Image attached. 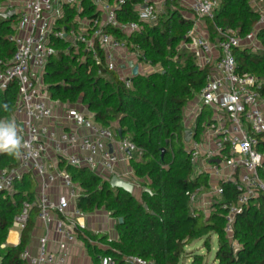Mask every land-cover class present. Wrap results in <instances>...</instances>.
I'll list each match as a JSON object with an SVG mask.
<instances>
[{
    "label": "built area",
    "instance_id": "1",
    "mask_svg": "<svg viewBox=\"0 0 264 264\" xmlns=\"http://www.w3.org/2000/svg\"><path fill=\"white\" fill-rule=\"evenodd\" d=\"M90 1L95 7L93 17L83 15V0H24L16 4L15 51L8 62L0 58V94L16 85L11 120L27 145L14 166L0 170V193L13 194L25 174L36 182L34 201L23 202L13 228L22 230L36 207L39 220L47 225L55 219L56 231L69 243L77 241V232L86 228L89 213L77 206L83 188L68 168H86L109 181L117 175L119 163L130 161L138 150L129 138H119L116 129L97 122L87 106L52 98L45 75L51 58L60 53L56 44L66 43L69 47L63 51L79 57L81 63L90 60L117 72L129 88L135 76L129 64L133 60L128 57L135 52L126 39L144 25H157L172 0H142L135 5L134 21L119 18L126 0ZM177 2L180 12L189 9L195 16L188 31L190 41L184 46L206 70L205 84L189 101L188 115L183 116L182 132L193 168L191 179L203 176L205 183L187 190L186 195L191 211L199 210L206 218L217 206L225 209V231L232 237L237 214L252 200L264 197V80L239 71L236 58L237 49H263L258 33L264 28V14L244 37L239 30L220 27L212 37L207 20L214 18L219 0ZM68 10L75 11L70 19ZM113 30L124 37L116 36ZM135 56L138 59V54ZM126 68L128 74L123 73ZM139 74H145L140 66ZM205 109L211 111V117L202 123ZM186 130L191 131L189 141L184 139ZM61 164L66 167L61 168ZM227 186L235 190L234 201L225 198ZM22 257L28 264H68L67 250H51L46 236L40 239L36 253L26 248ZM105 262L116 264L111 256L102 257L98 264ZM125 262L158 264L137 255L126 256Z\"/></svg>",
    "mask_w": 264,
    "mask_h": 264
},
{
    "label": "trees",
    "instance_id": "2",
    "mask_svg": "<svg viewBox=\"0 0 264 264\" xmlns=\"http://www.w3.org/2000/svg\"><path fill=\"white\" fill-rule=\"evenodd\" d=\"M141 1L126 0L119 18L137 20L135 5ZM251 1L219 0L214 18L207 20L211 36L217 34L216 27L239 30L242 37L253 31L261 14ZM83 4V15L95 16L92 2L83 0ZM179 10L177 0L170 1L166 15L157 25H144L126 39L138 59L155 68L133 77L129 88L117 72L90 60L81 63L79 57L63 51L69 47L66 43L56 44L60 53L51 58L45 75L52 98L85 105L101 125L122 128L123 138H129L138 150L130 159L134 174L142 180V186L151 190L143 191L138 199L132 193L112 188L109 181L86 168L75 172L76 168L69 167L68 170H74V181L83 188L77 199L79 209L86 213L105 209L118 220L123 219L117 222L116 240H109L107 235L98 237L87 230H79V237L96 262L98 256H111L116 264H126V256L137 255L158 264H179L184 256H190L186 253L188 245L202 239L209 249L210 233H215L219 243L215 255L218 264H264L263 196L252 200L237 214L232 237L225 231V209L217 206L207 218L201 211L190 209L186 192L198 182L191 179L193 168L184 149L183 116L187 103L204 86L206 70L200 68L193 52L184 46L190 41L188 31L193 21L183 18ZM74 15V10H68V19ZM17 22V16L4 17L0 13L3 62L10 61L15 51ZM112 32L124 37L117 30ZM258 39L263 49L236 50L237 69L264 80V28ZM16 97V85L0 94V120L11 121ZM15 164L14 156L0 153V170ZM35 188L33 177L25 174L13 194L0 193V264H28L22 253L29 245L38 209H32L17 245L7 244V238L23 202L34 201ZM236 196L233 187L227 186L225 198L234 201ZM98 239L107 245L106 249L92 245L91 240ZM193 257L194 261L201 259L200 255Z\"/></svg>",
    "mask_w": 264,
    "mask_h": 264
},
{
    "label": "crops",
    "instance_id": "3",
    "mask_svg": "<svg viewBox=\"0 0 264 264\" xmlns=\"http://www.w3.org/2000/svg\"><path fill=\"white\" fill-rule=\"evenodd\" d=\"M21 1L24 0H3L0 4V13H4V14L10 13V11L14 10L15 14L13 16H17L15 6ZM251 5L257 11H259L261 15L264 14V0H252ZM180 15L185 19L191 21L195 20L194 19L195 16L191 11H189V9H183L180 12ZM128 59L135 61L134 64L136 63L139 64V59L136 58L135 53L133 57L130 58L128 57ZM129 72H130L129 68H126L123 71L124 74H128ZM186 116L187 115L184 114V117ZM64 166L65 165L63 164L60 165L61 168H64ZM125 171L134 173L130 161H121L119 163V166L115 174L126 178ZM133 184L135 185V188H138V194L136 195V198L140 199L145 187L142 185L138 187L134 182ZM118 221L119 220L117 218L111 216V214L105 209H98L88 214V216L85 219L86 228H84L83 230L84 231L87 230L94 235H98V237L107 235L109 240L111 239L116 240L118 238V231L116 229V225ZM12 233L15 234L14 239H10ZM76 235H77V241L73 243H69L60 233L56 231L55 219L46 225L37 217L36 224L31 233V239L27 248H29L32 253H36L39 247L40 239L46 236L48 238V247L51 250L57 251L59 248L62 247L67 250L68 264H98L100 259L104 256L102 257L98 256V260H97L98 262H96L93 256L89 253L84 240H82L79 237L78 232ZM20 237H21V230L12 228L8 234L7 244L17 245L20 242ZM91 241H92V245H97L99 246V248H103V249L107 248V245L100 243L99 239L91 240Z\"/></svg>",
    "mask_w": 264,
    "mask_h": 264
},
{
    "label": "rangeland",
    "instance_id": "4",
    "mask_svg": "<svg viewBox=\"0 0 264 264\" xmlns=\"http://www.w3.org/2000/svg\"><path fill=\"white\" fill-rule=\"evenodd\" d=\"M61 26H63V24H61ZM139 65H140V70L143 71V73H145V74L150 73V72L155 70V68H153V66L147 64L146 62L140 61V60H139ZM189 106H190V103L188 102L186 107L184 108V114H186V115H188L189 108H190ZM210 117H211V111L209 109H205L203 119H202V123L208 122ZM183 144H184V142H183ZM137 159H140V155L137 157ZM64 167H66V165ZM78 170L79 169H76L75 172H77ZM68 171L72 174L74 170L69 169ZM125 173L127 174L128 171H125ZM123 176H125V175H123ZM123 178L128 180L129 182H132V183L134 182L138 187L141 186V183H142L141 179H139L138 177H135L134 173L127 174L126 178L125 177H123ZM196 180H197L198 184L205 183V178L203 176L197 175ZM133 194L135 196L138 194V188L134 189ZM209 237H210V248L209 249L204 246L202 239L194 241L192 244H190L186 247V253L190 256H187V255L184 256L181 259L179 264H192L193 262L195 264H218V262L215 259L216 251H217L218 244H219L218 243V236L215 233H210ZM194 255H200L201 259L199 261H194L193 260Z\"/></svg>",
    "mask_w": 264,
    "mask_h": 264
},
{
    "label": "clouds",
    "instance_id": "5",
    "mask_svg": "<svg viewBox=\"0 0 264 264\" xmlns=\"http://www.w3.org/2000/svg\"><path fill=\"white\" fill-rule=\"evenodd\" d=\"M26 146L15 121L0 120V153L19 158L21 149Z\"/></svg>",
    "mask_w": 264,
    "mask_h": 264
},
{
    "label": "water",
    "instance_id": "6",
    "mask_svg": "<svg viewBox=\"0 0 264 264\" xmlns=\"http://www.w3.org/2000/svg\"><path fill=\"white\" fill-rule=\"evenodd\" d=\"M4 17H12L15 14V11H10V13H1ZM132 67H133V75L137 76L139 75V66L137 64H134L133 61H130L129 63ZM117 133H118V137L119 138H123V131L122 128H118L117 129ZM190 136H191V131L190 130H186L185 131V135H184V139L185 141H189L190 140ZM165 153V148L162 149V156ZM218 162V161H217ZM109 184L112 188H117V189H122L128 193H134V189H135V185L131 182H129L128 180H125L117 175H113L111 177V179L109 180ZM144 191L147 192H151V190L149 188H145ZM145 208H148V205H145ZM123 219L120 218L119 222H121Z\"/></svg>",
    "mask_w": 264,
    "mask_h": 264
},
{
    "label": "bare ground",
    "instance_id": "7",
    "mask_svg": "<svg viewBox=\"0 0 264 264\" xmlns=\"http://www.w3.org/2000/svg\"><path fill=\"white\" fill-rule=\"evenodd\" d=\"M14 237H15V234L12 233L11 236H10V239H14Z\"/></svg>",
    "mask_w": 264,
    "mask_h": 264
}]
</instances>
